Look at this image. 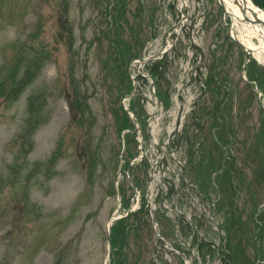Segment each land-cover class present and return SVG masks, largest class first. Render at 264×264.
I'll return each mask as SVG.
<instances>
[{
  "label": "rangeland",
  "instance_id": "rangeland-1",
  "mask_svg": "<svg viewBox=\"0 0 264 264\" xmlns=\"http://www.w3.org/2000/svg\"><path fill=\"white\" fill-rule=\"evenodd\" d=\"M185 2L0 0V264H104L140 206L110 264H264V68Z\"/></svg>",
  "mask_w": 264,
  "mask_h": 264
},
{
  "label": "bare ground",
  "instance_id": "bare-ground-1",
  "mask_svg": "<svg viewBox=\"0 0 264 264\" xmlns=\"http://www.w3.org/2000/svg\"><path fill=\"white\" fill-rule=\"evenodd\" d=\"M223 2L233 17L238 39L251 49L259 62L264 64V26L249 20L256 17L264 22V11L257 8L252 0H223ZM242 7L245 9L244 13L241 10ZM253 36H257L259 41L254 42Z\"/></svg>",
  "mask_w": 264,
  "mask_h": 264
},
{
  "label": "trees",
  "instance_id": "trees-1",
  "mask_svg": "<svg viewBox=\"0 0 264 264\" xmlns=\"http://www.w3.org/2000/svg\"><path fill=\"white\" fill-rule=\"evenodd\" d=\"M255 1V0H254ZM257 2L258 1H260V3L261 2H264V0H256ZM255 1V2H256ZM256 2V3H257ZM157 62V61H156ZM155 62V63H156ZM152 75H154V73L152 72ZM135 183H136V181H135ZM141 208L139 209V211L137 210V211H134V212H132L131 213V215H133V216H136V215H138L141 211ZM139 219V218H138ZM137 219V220H138ZM126 220V217H123V218H120V219H118L117 221H115V223L113 224V226H112V230H111V242H112V245H114V238H113V234H115V232H116V229L118 228V226L120 227V225H121V223H124V221ZM136 224V223H135ZM131 228H136V226L135 225H133V224H131ZM113 247V246H112Z\"/></svg>",
  "mask_w": 264,
  "mask_h": 264
},
{
  "label": "water",
  "instance_id": "water-1",
  "mask_svg": "<svg viewBox=\"0 0 264 264\" xmlns=\"http://www.w3.org/2000/svg\"><path fill=\"white\" fill-rule=\"evenodd\" d=\"M219 2L221 3V5H223V0H219ZM242 10H243V13L245 12V9L244 7H242ZM228 14L232 17L231 13L228 12ZM247 19H249L248 17H246ZM251 20L252 22H257V23H261L262 25H264V22L261 21L260 19L256 18L255 17V21L253 19H249ZM233 36L235 37V35L233 34ZM154 56H151V58H153ZM127 111H129V109L126 108ZM123 215H126L125 213H122L121 216ZM117 217V215H113L109 221H108V225H107V230H108V233H107V239L109 240V230H110V225H111V221L113 219H115ZM109 247H110V243H109ZM105 264H109V254L107 255L106 257V260H105Z\"/></svg>",
  "mask_w": 264,
  "mask_h": 264
}]
</instances>
